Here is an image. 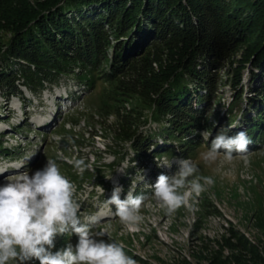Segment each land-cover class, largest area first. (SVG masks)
Listing matches in <instances>:
<instances>
[{"label": "rangeland", "instance_id": "obj_1", "mask_svg": "<svg viewBox=\"0 0 264 264\" xmlns=\"http://www.w3.org/2000/svg\"><path fill=\"white\" fill-rule=\"evenodd\" d=\"M76 2L74 7L63 6V21L73 19L77 24L83 16L101 22L109 41L106 59L99 70L88 77L90 83L78 77L80 72L59 76L56 83L45 84L44 91H30L19 81L2 82L0 185L5 183L6 177L18 172L33 174L51 159L76 186L81 221L87 222L88 218L104 212L105 220L96 222L92 231L105 234L94 239L121 243L125 253L137 264H264V135L249 136L253 143L248 146V164L236 153L231 163L222 156L211 163L201 157L210 147L211 138L219 132L233 136L246 130L248 120H255L264 113L253 93L264 87V60L255 67L245 63L250 39L243 41L241 35L246 32L236 28L237 39L241 41L235 49L213 55L212 67L202 70L215 81V89L201 104V111L195 107L198 102L195 99L192 110L185 108L187 115L199 118L197 121L189 119L180 109L174 117H159L152 101L154 97L147 94V85L171 61V44L166 33L156 34L144 21L140 29L133 31V40L120 42L114 29L121 19L113 13L118 2ZM256 2L250 0L249 4ZM261 2L264 5V0ZM236 6L233 0L232 6L227 8V25L231 27L235 22L240 25L245 21L252 24L254 13L241 5L234 9ZM108 13L115 15L109 23L103 17ZM63 21H55L60 29L72 24ZM111 26L116 27L111 29ZM64 29L58 33L65 32ZM51 32L45 31L52 34L51 39L57 38L58 34ZM1 38L7 41L4 34ZM114 49L125 50L122 54L126 62L113 77H107V63L113 60ZM239 68L242 70L236 79ZM234 86L240 89L241 95ZM101 106L108 110L99 111ZM46 114L53 117L52 121L39 125V118ZM241 114L249 119L244 122ZM158 117L161 122H155ZM180 121L193 125L179 127ZM131 133L151 135L153 143L171 145L173 155L159 156L148 151L143 156L142 151L136 154L130 143L115 139V135L120 138ZM75 140L82 141L83 145L77 146ZM153 148L155 145L149 150ZM74 158H85L89 166L82 175L70 163ZM176 159L196 163L200 174L213 177L214 184L199 197H186L185 205L172 215H167L160 204L150 198L141 210L143 220L138 226L121 223L114 215L115 207L105 203L113 187L123 189L121 199L129 191L151 197V185L158 175L171 176L178 171ZM169 161H173L170 168L164 166ZM77 242L78 236L74 233L58 235L51 251L61 250L68 244L75 247ZM23 264H39V261L30 259Z\"/></svg>", "mask_w": 264, "mask_h": 264}, {"label": "trees", "instance_id": "obj_2", "mask_svg": "<svg viewBox=\"0 0 264 264\" xmlns=\"http://www.w3.org/2000/svg\"><path fill=\"white\" fill-rule=\"evenodd\" d=\"M76 1L78 0H0V85L3 81H19L30 91H40L45 84L56 83L59 76L80 72L76 76L88 82V77L99 70L106 59L109 45L107 30L100 25L101 22L83 16L77 24L73 19L63 21V6L74 7L77 5ZM114 1L118 2V7L113 13L120 16L121 21L119 26H111V29L115 28L118 41L129 43L133 40V31L140 29L144 21L156 34L166 33L169 38L171 61L147 85V94L154 97L152 101L159 117H174L179 109L186 114L185 108L193 109L194 99L198 101L195 107H199L201 111V104L210 98L215 89V81L202 73V70L212 67L213 55L235 49L241 41L237 39L236 28L246 32L241 35L243 41L250 39L245 63L255 67L264 60V5L261 0H257L255 4H249L250 0H234L237 5L234 9L244 6L254 13V19L252 24L245 21L239 25L235 22L231 27L226 21L229 17L227 8L232 6L233 0ZM114 14L108 13L103 17L109 23L114 19ZM41 16L44 18H41L42 21ZM48 16L50 19H47ZM58 20L72 24L60 29V25L55 22ZM63 29L65 32L58 33ZM47 30L58 34L57 38L51 39L52 34L45 33ZM3 34L7 36L6 42L1 38ZM123 52L124 49H114L113 60L107 63V77H113L125 66ZM241 70L239 68L236 79L240 77ZM262 75L264 76V70ZM238 82L239 80L237 84ZM234 88L239 92L238 87ZM202 91H205L204 95ZM253 93L258 98L257 104H262L264 110V87ZM249 102L251 101L248 100V105ZM107 110L106 106L99 108L102 112ZM99 115L97 114L98 117ZM261 115L255 120H248L249 116L241 114L244 122L248 120L246 131L249 136L257 135L258 138L264 135V113L261 112ZM187 116L191 120L199 119L197 116ZM155 122H161L160 118ZM179 123V127L193 125L184 121ZM74 137L75 135L72 139ZM115 139L130 143L132 150L136 154L142 151L143 156L148 151L159 156L173 155L171 145L153 143L151 135L131 133L120 138L115 135ZM76 143L79 147L83 145L82 141L75 140ZM154 145L155 148L149 150Z\"/></svg>", "mask_w": 264, "mask_h": 264}, {"label": "clouds", "instance_id": "obj_3", "mask_svg": "<svg viewBox=\"0 0 264 264\" xmlns=\"http://www.w3.org/2000/svg\"><path fill=\"white\" fill-rule=\"evenodd\" d=\"M252 143L246 130L233 136L221 131L211 138L210 147L201 153V157L211 163L222 156L231 163L236 153L248 164V146ZM172 162L164 166L170 168ZM70 163L80 175L89 167L85 158H74ZM175 163L178 171L171 176L158 175L151 185V197L129 191L121 199L123 189L113 187L105 203L115 207L114 215L121 223L138 226L143 220L141 210L150 198L157 201L167 215H172L185 205L186 197H199L214 184L213 177L201 175L197 164L191 160L176 159ZM75 193V184L51 159L31 175L24 171L6 177L5 183L0 185V264H23L30 259H37L39 264H137L125 253L121 243L94 239L105 233H93L95 218L81 221V205ZM65 233L78 236L75 247L68 244L52 252L55 238Z\"/></svg>", "mask_w": 264, "mask_h": 264}, {"label": "bare ground", "instance_id": "obj_4", "mask_svg": "<svg viewBox=\"0 0 264 264\" xmlns=\"http://www.w3.org/2000/svg\"><path fill=\"white\" fill-rule=\"evenodd\" d=\"M39 104V103H38ZM38 104H36V105H38ZM56 106V105H55ZM57 106H58V104H57ZM43 117V118H42ZM42 117L41 118H39L40 120V122H39V125H45V124H47V123H49V122H51L52 121V118L53 117H51V115H42ZM51 118V119H50ZM95 219H96V221L98 222V221H103V220H105V218H104V212H99L98 213V215H96L95 217H94Z\"/></svg>", "mask_w": 264, "mask_h": 264}]
</instances>
